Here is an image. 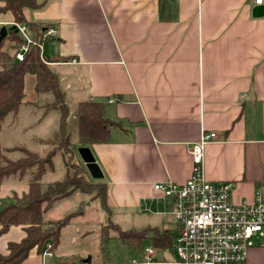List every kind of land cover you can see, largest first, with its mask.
Listing matches in <instances>:
<instances>
[{
  "label": "crops",
  "instance_id": "1",
  "mask_svg": "<svg viewBox=\"0 0 264 264\" xmlns=\"http://www.w3.org/2000/svg\"><path fill=\"white\" fill-rule=\"evenodd\" d=\"M37 1L41 6L28 11V18L42 32L53 31L42 38L41 56L68 58L48 63L67 107L71 101L72 109L82 101H102L104 117L119 123L104 143L73 145L83 167L77 148L90 150L103 175L98 180L107 186L111 212L159 214V205L170 212L168 200L152 187L166 181L183 184L192 167L188 150L208 132L216 138L204 146L205 179L232 182L234 204L264 196V16H252L251 0ZM16 25L10 12L0 14V28L7 34ZM4 48L11 51L12 44ZM34 87V76L26 75L23 104L1 128L5 148L37 153L52 148L60 114L43 107L53 97L38 96ZM86 179L96 181L87 171ZM26 191V182H5L0 204ZM71 198L80 209L96 202L74 193L54 202L44 219H60L51 217L56 205ZM70 221L53 252L33 249L20 264H75L73 252L61 250ZM103 226L95 230L99 253ZM24 236L21 226L9 227L0 235V254L7 255L8 244ZM134 259L131 264L142 263L143 250ZM108 260L97 256L95 264H112ZM247 264H264V248L251 249Z\"/></svg>",
  "mask_w": 264,
  "mask_h": 264
},
{
  "label": "trees",
  "instance_id": "2",
  "mask_svg": "<svg viewBox=\"0 0 264 264\" xmlns=\"http://www.w3.org/2000/svg\"><path fill=\"white\" fill-rule=\"evenodd\" d=\"M0 14L10 12L15 24L28 28L35 42H42V27L28 18L27 12L38 9L37 0H2ZM15 29V27L13 28ZM10 42L12 50L4 44ZM24 39L14 30L0 41V132L8 115H17L24 100V78H35L34 90L38 96L51 95L52 102L43 107L59 111V125L53 136L52 148L44 154L30 151L25 147L4 148L0 139V186L8 181L26 182L27 191L21 197H14L10 203H2L0 208V235L11 226H21L25 233L18 243H9L7 255L0 254V264H20L36 249L43 252L49 245L53 252L59 244L60 231L68 224L75 213L67 214L55 221H46L44 215L56 201L72 196L74 193L89 196L96 201L108 215L111 209L107 201V186L100 180L90 182L86 171L75 158L73 145L90 146L106 142L112 131L119 130V123L104 117V102L82 101L75 105L71 114L76 118V138L72 141L68 131L69 109L65 104L57 75L48 63L66 62L68 58H44L36 46H29L23 61H16L15 52ZM18 152L16 159H9L5 153ZM60 157L63 177L58 181L43 183L47 173L54 170V161ZM106 230L116 231L115 238L121 243L139 249L143 240H150L157 250H171L174 235L170 230L145 228L139 231H123L116 223L109 222L101 229V243L108 239ZM66 262V261H65Z\"/></svg>",
  "mask_w": 264,
  "mask_h": 264
},
{
  "label": "built area",
  "instance_id": "3",
  "mask_svg": "<svg viewBox=\"0 0 264 264\" xmlns=\"http://www.w3.org/2000/svg\"><path fill=\"white\" fill-rule=\"evenodd\" d=\"M251 1L255 6L264 4V0ZM15 29L24 39L14 54L21 62L29 46L41 50V43L33 40L25 25H16ZM52 34V30H45L43 38ZM215 138L214 132L202 133L190 146L191 173L183 184L166 181L153 185V190L168 200L175 220L169 251L173 250V257L156 259L155 249L148 246L143 249L140 264H247L251 249L264 248V196L258 194L252 202L234 204L230 198L232 182H210L204 177V146ZM49 248L46 245L48 254Z\"/></svg>",
  "mask_w": 264,
  "mask_h": 264
},
{
  "label": "rangeland",
  "instance_id": "4",
  "mask_svg": "<svg viewBox=\"0 0 264 264\" xmlns=\"http://www.w3.org/2000/svg\"><path fill=\"white\" fill-rule=\"evenodd\" d=\"M44 105V104H43ZM74 106L73 101L68 103V109H72ZM68 122V131L71 134L72 141L76 138V118L69 117ZM2 146L8 147V144L5 138L1 141ZM45 151H41L40 154H44ZM9 159H16L21 156L18 152H8L5 153ZM54 173H47L44 175L42 181L43 183L58 181L63 177V167L60 160V157H56L54 161ZM10 181L6 182L9 183ZM4 200L5 203H10L13 200ZM3 202V203H4ZM2 202L0 204V208ZM57 207L53 211L51 217L62 218L69 213H75V218L71 219L70 225L65 229L64 233L61 236V250L71 251L74 255L75 264H87L83 263V260L91 257V264L96 263V257L100 259H109L112 264H131L135 261H132L133 257H139L141 250L145 246H149L148 240H143L141 246L138 249H134L131 246L121 243L118 239L115 238L116 231L106 230L108 239L102 243L100 246V253L97 249V244L94 242L95 230L98 229L100 225H108L111 221L116 223L119 228L123 231L135 230L139 231L143 228H154V227H165L171 230V233L175 235V220L173 215L168 212L165 207H161V213L159 214H142L139 216H131L124 213V211H112L111 214H107L98 207V203L95 202L91 208H82L78 206V202L71 198L56 205ZM95 232V233H94ZM101 234V233H100ZM80 235H83L80 237ZM258 243V242H257ZM99 253V254H98ZM155 257L157 259H171L173 257V250L169 252L168 250L156 251ZM48 258V257H47Z\"/></svg>",
  "mask_w": 264,
  "mask_h": 264
},
{
  "label": "water",
  "instance_id": "5",
  "mask_svg": "<svg viewBox=\"0 0 264 264\" xmlns=\"http://www.w3.org/2000/svg\"><path fill=\"white\" fill-rule=\"evenodd\" d=\"M252 16L253 17L264 16V4L261 6H255L252 10ZM10 30L11 31L14 30L16 32V29L11 28ZM6 34H7V29L4 26H2L0 28V41L2 40V38L4 36H6ZM77 153H78L82 163L84 164V167H85L87 173L89 174V176L94 180L102 179V177H103L102 172H101L99 166L96 164L90 150L86 147H79V148H77ZM83 262L88 263L89 258H87Z\"/></svg>",
  "mask_w": 264,
  "mask_h": 264
}]
</instances>
